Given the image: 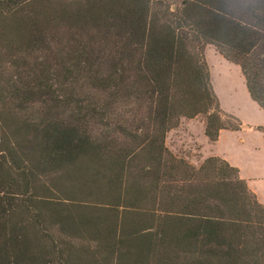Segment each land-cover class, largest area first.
I'll use <instances>...</instances> for the list:
<instances>
[{"label": "trees", "instance_id": "trees-1", "mask_svg": "<svg viewBox=\"0 0 264 264\" xmlns=\"http://www.w3.org/2000/svg\"><path fill=\"white\" fill-rule=\"evenodd\" d=\"M205 45L264 111V0H0V264H264L237 167L165 144L241 128Z\"/></svg>", "mask_w": 264, "mask_h": 264}, {"label": "rangeland", "instance_id": "rangeland-1", "mask_svg": "<svg viewBox=\"0 0 264 264\" xmlns=\"http://www.w3.org/2000/svg\"><path fill=\"white\" fill-rule=\"evenodd\" d=\"M204 51L210 82L219 102L227 110L243 109L246 104L244 97L246 93L245 91V95L242 93L243 78L238 67L222 59L211 45H205L203 53ZM199 121L202 122L201 116L190 120L181 119L179 125L169 130L165 137L167 148L172 153L183 156L193 165H198L202 160L201 147L198 143H202L204 136L198 124ZM245 142L240 143V141L234 140L232 152L236 159L243 163L249 172H253L254 168L264 170V164H260L261 159L264 158V145L261 148H252ZM253 185L259 196L258 200L264 204V180H256Z\"/></svg>", "mask_w": 264, "mask_h": 264}, {"label": "crops", "instance_id": "crops-1", "mask_svg": "<svg viewBox=\"0 0 264 264\" xmlns=\"http://www.w3.org/2000/svg\"><path fill=\"white\" fill-rule=\"evenodd\" d=\"M204 55H205V51H204ZM243 87L244 88L242 90V93L244 94V91L246 93V95L244 94L246 104L243 109L227 110L219 102L220 107L224 111L235 115L240 120L241 128L236 131L220 129L216 140L213 142L208 141L207 138L203 135L204 139L202 140V143H198V144L201 147L202 158H205L210 155H216L226 160L230 165L237 167L239 176L245 180L249 189H251L255 193L257 199H259L257 190L253 184L255 183L256 180H264V170L261 168H256V169L254 168L253 172L247 171L245 169V165L239 162L232 152L234 140H238L240 141V143L246 141L245 143H247L252 148H261V146L264 145V134L255 129L256 126L264 127V111L261 110L255 104V102H253L249 98L245 86ZM242 110H245L247 112H244ZM198 124L200 125V128L202 130L203 129L202 122L199 121ZM236 135H238L237 136L238 138L236 137ZM260 164H264V158L261 159Z\"/></svg>", "mask_w": 264, "mask_h": 264}]
</instances>
